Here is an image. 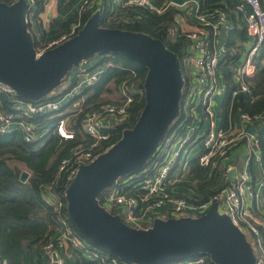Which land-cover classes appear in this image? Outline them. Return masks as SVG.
<instances>
[{
  "label": "built area",
  "instance_id": "1",
  "mask_svg": "<svg viewBox=\"0 0 264 264\" xmlns=\"http://www.w3.org/2000/svg\"><path fill=\"white\" fill-rule=\"evenodd\" d=\"M15 1L17 0H12V3ZM25 1L26 22L30 30L33 14L40 0ZM128 6L143 8L157 15L174 6L185 7V12L194 13V27L187 31L178 30L174 38L186 42L184 61L193 73L188 76L183 97V105L190 111L192 119L182 131L172 132L165 137L156 153L137 173L116 179L105 190L99 204L110 213L118 214L129 226L146 229L152 225L155 218L197 217L216 203L219 214L226 215L245 235L252 247L255 264H264V169L256 189L249 170L250 160H245L240 167L225 163L222 172L227 181L218 185L214 192L203 200L173 192L169 184L173 169L180 163L183 167L187 165V147L193 136L201 140L202 150L197 160L203 167L210 166L216 160L228 159L231 150L241 144L248 147L249 155L253 159L261 160L255 131L250 134L247 128L259 121L262 115L237 112L245 125L239 130H234L231 125L218 127L214 118L215 100L224 96L227 90L223 75L219 71L226 54L225 45L220 41L222 30L229 26L226 9L213 7L201 10L197 0H185L181 6L172 0H101V4L97 3V0H82L73 23L57 35L35 43V56H40L44 51L74 36L84 25L86 20L83 21L82 17L88 10L93 9V13L99 11L100 14L104 10L108 11L105 22L110 23L122 19L118 13ZM235 10L245 16L247 32L255 38V43L248 50L244 64L231 71L234 84L232 97L249 92L245 79L256 72L253 57L258 53L264 54V9L260 0H237ZM90 59L82 60L68 72L66 79L69 89L57 100L51 97L37 100L23 98L18 96L11 86L0 82V94L5 95L7 100L5 107L0 103V134L15 131L24 142L38 145L43 144L52 135L63 140H74L76 135L71 128V118L82 115L79 121L82 135L90 141L81 140L60 160L56 180L64 177L66 188L80 166L92 162L111 146H104V142L110 137L109 130L119 122L125 121L127 107L132 100V96L127 93V90L132 88L122 83L119 86L124 98L122 103L104 102L95 107L86 105L87 90L97 82L103 70L98 65H90ZM61 101L64 103L61 104ZM41 118L45 122L39 123L38 119ZM47 192L49 194L45 197L46 201L55 206L57 235L50 237L43 244L41 254L44 264H66L62 255V248L66 244L100 264H127L78 236L69 223L67 210L62 211L61 199L51 190V186L47 187ZM163 264L216 263L206 255H196Z\"/></svg>",
  "mask_w": 264,
  "mask_h": 264
},
{
  "label": "water",
  "instance_id": "2",
  "mask_svg": "<svg viewBox=\"0 0 264 264\" xmlns=\"http://www.w3.org/2000/svg\"><path fill=\"white\" fill-rule=\"evenodd\" d=\"M26 13L25 0L0 2V82L20 97L40 99L82 60L105 52L120 53L147 69L145 102L133 127L80 166L65 189L66 210L79 234L127 264H163L196 255L216 264H255L245 235L219 214L216 203L197 217L155 218L146 229L129 226L99 204L100 193L116 179L144 166L178 116L184 80L177 54L146 33L101 26L96 11L74 36L36 57ZM247 131L253 134L255 127ZM28 176L22 171L20 181Z\"/></svg>",
  "mask_w": 264,
  "mask_h": 264
},
{
  "label": "trees",
  "instance_id": "3",
  "mask_svg": "<svg viewBox=\"0 0 264 264\" xmlns=\"http://www.w3.org/2000/svg\"><path fill=\"white\" fill-rule=\"evenodd\" d=\"M74 1L58 0L59 10L67 9ZM198 1L201 10L213 7H221L227 10V6L231 2V0ZM0 2L11 4L12 0H0ZM39 3L37 4L34 18H37V14L41 11ZM92 13L93 9L88 10L82 17L83 21L87 20ZM107 15L108 11L106 10L101 13L100 25L146 33L158 39L168 50L177 54L184 84L179 102V114L168 126L164 138L172 132L176 131L179 133L192 119L190 111L183 105V97L188 82V76L184 72L182 65V59L185 57L186 42L181 39H172L179 25L178 20L184 15V8L174 6L163 14L157 15L143 8L128 6L118 13L119 17L125 20L118 19L110 23L105 22ZM76 16L75 12L74 16L70 17L64 24L67 26L63 28L66 29L69 24L73 23L76 20ZM246 30L247 24L244 26L243 35L244 33L246 34ZM34 43H37L35 38ZM106 53L108 52L104 54ZM253 63L256 67V72L253 76L245 79L249 92L240 93L234 97L231 96V90L234 87L231 80L232 72L226 63H222L219 67L227 87L222 103V117L226 119L228 114L233 115L237 112L262 115V118L252 126L255 127V136L259 143L262 166L264 167V54H256L253 57ZM98 64L107 66L97 82L90 88L91 92L88 93L85 100L86 105L97 106V101L102 100L103 97L105 98L104 95H108L112 89L119 92L122 101H106V103L120 104L124 98L119 86L124 83L132 88L130 90L132 100L127 107V117L125 121L119 122L110 128V137L104 142V146H108L121 138L122 131L125 128H131L135 124L145 102L143 82L147 69L120 53H109V56L100 59ZM68 89L59 91L52 96L50 95L51 99H59ZM135 90H142L143 93L140 94ZM50 92L40 99L46 98ZM6 101L5 95L0 94V103L3 104V107H5ZM102 101L104 102L105 100ZM81 116L80 114L75 121H71V128L76 135L74 140H63L52 135L43 144L38 145L24 142L19 133L15 131L8 134H0V264H28L29 259L31 260L29 264H31L33 263L34 255L42 264L43 257L41 253L43 244L57 231V223L54 219L56 214L55 206L45 199L49 194L47 187L51 186V190L61 199L62 211L65 212L66 201L64 195L66 185L64 177L56 180V173L60 160L67 155L71 147L81 141L80 135L82 131L79 123ZM38 122L43 123L45 120L41 118L38 119ZM60 147L62 148L59 149ZM12 162L17 164L12 165ZM18 164L29 172L25 182L20 181V174L23 170ZM137 171L139 170L128 174L137 173ZM204 171L203 168L198 166L192 175L193 177H199L203 175ZM214 178L215 175H212L211 181H205L200 187L202 189L200 193L201 200L208 198L216 189V187L211 189L204 188ZM104 192L105 190L100 193L98 201L101 200ZM68 220L75 233L81 237L69 217ZM97 248L107 252L98 246ZM89 264L99 263L91 261Z\"/></svg>",
  "mask_w": 264,
  "mask_h": 264
},
{
  "label": "crops",
  "instance_id": "4",
  "mask_svg": "<svg viewBox=\"0 0 264 264\" xmlns=\"http://www.w3.org/2000/svg\"><path fill=\"white\" fill-rule=\"evenodd\" d=\"M81 2L82 0H75L67 9L59 10L58 0H40L39 5L41 6V11L37 14V18H34V14H33L32 24L29 30L30 33L35 38V41L38 42L41 40H46L63 31L65 26H67L64 24L67 22V20L70 17L74 16ZM236 2L237 0H231V2L227 6L229 26L228 28L222 30L220 35V41L222 44L225 45L226 48V54L224 56L225 59L223 64L226 63L231 71L239 69L244 64L248 50L255 43V38L251 36L247 32V30H246V34L244 33L245 37L243 35V30H244V26L246 25V20L243 14L236 12L235 10ZM97 3L101 4V0H97ZM260 3L262 8L264 9V0H260ZM182 8H184V15L185 16L187 15L189 16V18H191V21L189 20L191 24H179L180 22L185 23V20L183 19V17H181L178 20V24H179L178 27H179V31H184V30L187 31L192 29L196 24L195 15L192 12H188V11L185 12V7ZM102 57L103 55L99 57V60L102 59ZM98 61L95 65H99ZM105 67L103 68V70L105 69ZM90 90L87 91V95L89 92H91ZM52 95L54 94H51V96ZM47 97H50V95H48ZM224 97L225 95L222 97H218L215 100L216 106H215L214 118L216 120V126L226 127L228 125H231L232 128H234V130H239L243 128L245 125L241 122L237 113L233 115L228 114L227 118L223 119L222 103ZM219 99H220V105L219 107H217L218 105L217 100ZM193 137L194 138L190 139L191 143L187 147V152H186L187 165L183 167L181 166L180 163L177 167L173 169V171L170 174L169 177L170 190L192 199H200L201 197L200 193L202 192V189H200V187L203 185L205 181L207 182L211 181L210 178L212 177V175H215L214 180L212 179L213 181L204 188H210V189L215 188L218 185L227 181V178L223 175L222 172V166L225 163H233L236 166L240 167L245 160H250L249 170L252 177V181L255 184V188L257 189L258 183L261 181L260 180L261 171L262 169H264V167L262 166L263 162L262 159L260 161L253 159L249 155V149L247 146L241 144L231 150L228 159L221 161L216 160L210 166L203 167L199 164L197 160V156L202 150V145L201 143L200 144L198 143L199 141L198 138H196L195 136ZM259 155H261V152ZM18 166H20V164H18ZM198 166L200 168H203L205 171L202 176L193 177L192 173L197 169ZM22 170L23 171L25 170L23 166H22ZM231 179L232 178H230V180ZM166 207L168 206H165V208ZM56 235L57 234L55 231L52 237H55ZM62 255L65 258L66 264H89V262L91 261L95 262L93 260L88 259L83 253L71 249L70 247L67 246V244L62 248ZM32 260L33 263L31 264H39L38 263L39 261L35 255L33 256ZM30 261L31 260L29 259V262ZM42 264H43V259H42Z\"/></svg>",
  "mask_w": 264,
  "mask_h": 264
},
{
  "label": "rangeland",
  "instance_id": "5",
  "mask_svg": "<svg viewBox=\"0 0 264 264\" xmlns=\"http://www.w3.org/2000/svg\"><path fill=\"white\" fill-rule=\"evenodd\" d=\"M182 8V7H181ZM183 17V19L185 20V23H183V22H180L179 24H191V18H189V16H182ZM190 20V21H189ZM178 30H179V27H177V30L174 32V35L172 36V39H174L175 38V33L176 32H178ZM101 55H103V57L102 58H105L106 56H109V53H106V54H104V53H102V54H96V55H94L93 57H91V59H90V62H89V64L91 65V64H96L97 63V61L99 60V57L101 56ZM182 65H183V70H185L184 72L186 73V75L187 76H190V74L191 75H193V73L191 72V68H190V66L189 65H186V61H184V58L182 59ZM98 67L99 68H104V66L103 65H98ZM67 75V74H66ZM69 88V82L67 81V79H66V76L60 81V83L50 92V94L49 95H51V94H55V93H57V92H59V91H62V90H64V89H68ZM136 92H138V93H140V94H142L143 92H142V90H135ZM127 93H129L130 95H131V93H130V91H128L127 90ZM105 96V98L103 97L102 98V100H105L104 102H106V101H108V102H118V101H122V97H121V95L119 94V92H117V91H115L114 89H112V91L108 94V95H104ZM222 97V96H221ZM69 99H70V96H69ZM102 100H100V101H98L97 102V104H99V103H104ZM217 102H218V105H217V107H219V105H220V99L219 100H217ZM62 103H64V102H62L61 101V104ZM217 119H218V117H217ZM71 120L72 121H75L76 120V117H72L71 118ZM80 140H83V141H86V142H88V141H90L89 139H86L82 134L80 135ZM198 143L200 144L201 143V140H199L198 141ZM62 147H60L59 149H61ZM12 165H15V164H17V163H15V162H12L11 163ZM20 168H22V166L20 165ZM125 177H127V175L126 176H123V177H121L122 179L123 178H125ZM120 178V179H121ZM39 264H40V262H38Z\"/></svg>",
  "mask_w": 264,
  "mask_h": 264
},
{
  "label": "flooded vegetation",
  "instance_id": "6",
  "mask_svg": "<svg viewBox=\"0 0 264 264\" xmlns=\"http://www.w3.org/2000/svg\"><path fill=\"white\" fill-rule=\"evenodd\" d=\"M128 176V175H127Z\"/></svg>",
  "mask_w": 264,
  "mask_h": 264
}]
</instances>
